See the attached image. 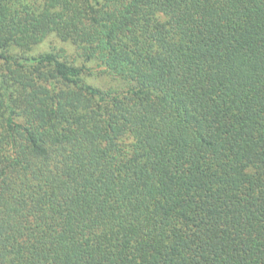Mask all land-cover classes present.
I'll return each instance as SVG.
<instances>
[{"label":"trees","instance_id":"obj_1","mask_svg":"<svg viewBox=\"0 0 264 264\" xmlns=\"http://www.w3.org/2000/svg\"><path fill=\"white\" fill-rule=\"evenodd\" d=\"M0 264H264V0H0Z\"/></svg>","mask_w":264,"mask_h":264},{"label":"rangeland","instance_id":"obj_2","mask_svg":"<svg viewBox=\"0 0 264 264\" xmlns=\"http://www.w3.org/2000/svg\"><path fill=\"white\" fill-rule=\"evenodd\" d=\"M56 51L62 55L63 59H66L69 62L75 63L76 65L85 64L89 67V70L84 74L85 79L93 85L103 86L105 84L106 78L103 75H98V68L96 63L93 62H85L78 55V51L75 46L67 41H61L54 36H50L43 43L39 44L35 48V54L47 52V51Z\"/></svg>","mask_w":264,"mask_h":264}]
</instances>
